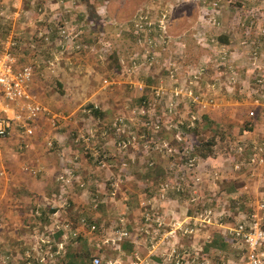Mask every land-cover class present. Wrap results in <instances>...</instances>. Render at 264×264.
Here are the masks:
<instances>
[{
  "label": "rangeland",
  "instance_id": "1",
  "mask_svg": "<svg viewBox=\"0 0 264 264\" xmlns=\"http://www.w3.org/2000/svg\"><path fill=\"white\" fill-rule=\"evenodd\" d=\"M263 8L264 0H0V53L30 68L29 93L43 110L30 138L13 127L0 140V224L14 219L13 237L0 226V264H58L76 238L120 264L134 262L133 254L138 264H247L232 230L251 209V222L264 229ZM201 116L223 133L204 160L192 150L212 135ZM61 140L75 157L67 163L72 182L64 218L46 237L27 223L37 221L34 210L25 217L16 204L24 192L19 164L32 141L52 158ZM253 154L260 159L251 162ZM29 170L28 178L42 174ZM225 183L243 195L242 210L237 193L221 191ZM188 205V220H172ZM64 223L75 235L58 239ZM149 223L161 232L155 236ZM192 224L198 231L184 234ZM124 228L135 240L131 261L113 252ZM216 235L233 244L203 256L202 242Z\"/></svg>",
  "mask_w": 264,
  "mask_h": 264
},
{
  "label": "built area",
  "instance_id": "2",
  "mask_svg": "<svg viewBox=\"0 0 264 264\" xmlns=\"http://www.w3.org/2000/svg\"><path fill=\"white\" fill-rule=\"evenodd\" d=\"M263 31V28H262ZM31 83V70L28 66L16 67L14 58L7 52L0 53V140L5 139L11 133L13 127H18L20 129V135L25 138H30L37 129V121L43 114L41 106L35 101L34 97L29 93V87ZM14 105L18 107V114H13L8 117L4 115V111L8 110L9 106ZM251 116L252 113H249ZM49 145L48 143L46 144ZM264 150V145L257 148L258 153ZM258 157V154H253L251 162ZM260 159V157H258ZM258 161V160H257ZM261 162V160H259ZM35 174L36 172H31ZM70 176V173L67 174ZM0 177H3V170L0 169ZM57 182L63 184L62 186L67 187L70 184V179L65 178L60 175L56 179ZM167 185L163 186L165 189ZM175 191H178V185H175ZM263 205H259L262 208ZM36 216L38 214L34 212ZM209 210H204L203 220L205 224L209 223ZM252 222L248 225L246 230L245 226L242 224H237L232 230V235L235 239H240L246 246V261L247 264H261L262 259H264V252H258L260 247L264 245V229H260L255 217H252ZM206 220V221H205ZM79 223L81 226L84 225V220L80 219ZM60 225L59 221L53 223V228L58 229ZM69 223L62 224V228L69 232L70 235L74 236L75 233L69 226ZM157 226H160L158 223ZM61 227V226H60ZM179 227V226H178ZM94 230V226L89 227V232ZM183 233L186 235L195 234L196 230L194 228H183ZM167 232L165 235H169ZM66 234L62 235L64 238ZM127 237L125 231L118 232V237L116 241H121ZM36 240V236L33 237ZM39 239V238H38ZM42 241V240H39ZM134 262L129 264H138L139 259L136 254H133ZM88 264H120L118 259L102 261L97 257L90 258Z\"/></svg>",
  "mask_w": 264,
  "mask_h": 264
},
{
  "label": "trees",
  "instance_id": "3",
  "mask_svg": "<svg viewBox=\"0 0 264 264\" xmlns=\"http://www.w3.org/2000/svg\"><path fill=\"white\" fill-rule=\"evenodd\" d=\"M263 13H264V8H263ZM222 41H224L223 38L220 39V42L224 43ZM87 107L92 108V106H89V105ZM95 115H99V114H95ZM201 119L203 120L204 124L207 126V129L211 131L212 135L207 137L206 139L199 140V142L196 144L194 148H192V150L195 151V154L199 159L204 160L210 156L211 149L216 142V137L218 136L219 139H223V133L206 116H201ZM146 178L147 180H149V177L146 176ZM223 185L224 186L221 187V191L223 193L228 194V195H234V193H237V196L233 200V202L238 201L239 205L237 209L242 210V202L244 201L243 195L238 193V190L234 184L225 183ZM53 191L56 193L58 197H61V198H63V196L67 194V188H65L64 186L60 187L59 185H56V187L53 188ZM25 197H29V195H26ZM28 203L29 204L32 203V200L29 199ZM42 206L44 209H41V210L38 209V216H35V218L38 217L36 218L37 221H30L28 225L36 226L39 233H41L42 231L41 236L45 234L47 237V235L49 234L47 233L46 230H51L53 228V223L56 220L60 221V218L58 216H56V218H54L55 216L52 217L51 214L54 213V212L51 213L52 209H47V207H45L44 205ZM192 207L193 205H188L187 209L185 210L187 212H185V215H183L182 213L183 207L180 206L176 211H174V214L176 215V217H174L172 220L174 221H181L183 219L188 220L190 217V215L188 216V214H190ZM32 210H35V209L34 207H32V205H30L29 210H28L30 211L29 217H32L33 215ZM102 210H98V211L101 213V217L103 218ZM252 211L253 209L249 210L244 215L248 222L238 221L235 223V225L243 224L247 230L248 226L246 225L248 223L250 224L251 222L249 216L251 215ZM182 215L184 216V218H182L183 217ZM189 223H190V220H189ZM93 226L95 229V224H93ZM260 226H263V225H260ZM192 227H194V229L198 231L197 229L198 227H196L195 224L194 225L192 224ZM148 228L151 230V232L155 233V236L161 232V230L156 229L151 223L148 224ZM201 228H205V226H202L199 229ZM62 231H63L62 234L61 232L56 233V236H58V239L61 235L65 234L66 232L63 228H62ZM124 231H126L127 237L121 240L122 242L118 243L113 248V252H121L124 256L127 255V257L129 258L128 260L131 261L132 254H133L132 252H135L134 251L135 250V240H130V236L128 234L127 229H125ZM165 231L166 229L163 230V232ZM231 244L233 243L230 238H224L222 235H216V236H213V238L208 240L207 242H202L201 247H200V252H202L203 256L210 257V253L215 250L226 252L228 246ZM104 250L106 249L98 245L92 244V243L90 244V242H88L86 239L76 238L74 241H72L71 244H67L64 247L63 252H62L63 253L62 257L57 261V263L58 264H88L90 258L92 257H97L99 259L106 258L105 256L107 255L104 254L105 252ZM245 251H246L245 248H241V252L245 253ZM92 252H96V253L93 254ZM198 264H200V262Z\"/></svg>",
  "mask_w": 264,
  "mask_h": 264
},
{
  "label": "crops",
  "instance_id": "4",
  "mask_svg": "<svg viewBox=\"0 0 264 264\" xmlns=\"http://www.w3.org/2000/svg\"><path fill=\"white\" fill-rule=\"evenodd\" d=\"M0 108H2V105L0 104ZM10 111V109L7 110V116L10 117L11 115V111L10 114H8V112ZM55 137H57V135L55 134ZM62 139V138H61ZM58 141V140H56ZM66 141L62 140L58 143L60 150L58 152L61 153H57V154H53V157H47L44 155H40L38 153V151L35 149V142L32 141L30 148H31V152H27L24 155H21V159L20 162L21 164H19V171L21 172V174L18 175V177L20 178V180H23V184H18L19 185V189H23V191L25 193L19 195L18 197V203H16L17 205H20L23 208V216L26 212L25 217H27V212L29 210L30 204L28 203L29 199L32 200V203L35 205V210L34 212H38V209H44L42 205H44L45 207H47V209H51V216L56 218V216H58L60 219H63L64 217L62 216V204H63V200L61 197H58L56 195V193L52 190V187H50V177L53 176V172L56 171L57 169H59V174H61L62 176H64L65 178H68V180L70 179V183L72 182V174H71V168L67 167V163H72L73 160H75V157L70 156L69 154H67V148H65ZM27 163V164H25ZM57 166V169H55ZM33 167V168H31ZM50 168V169H49ZM25 169V170H24ZM27 169H30L29 172H37L41 171L42 174H39L37 176H33L32 178H28V172L26 171ZM24 170V171H23ZM13 172V171H12ZM18 172V170H17ZM27 172V173H26ZM19 173V172H18ZM70 173V176H67V174ZM35 174V175H36ZM59 174L53 176L55 178V182H52V186L53 184L55 185H59L60 187L63 185L60 182H57L56 179L59 176ZM3 175H5V173L3 172ZM24 175V176H23ZM30 175V174H29ZM23 176V177H22ZM65 187V186H64ZM71 186H67L65 188H68ZM26 195H29V197H25ZM5 201V200H3ZM75 201V200H74ZM10 213V212H9ZM17 229L19 230L18 233H20L21 227L23 225H25L24 222H22V219L20 217V213L17 212ZM23 218L25 220V222H27L26 218ZM10 221L14 220L11 219V217H9ZM7 221V220H6ZM2 220V225L0 224V226L4 227V225H7L6 230L8 231V235H10L11 237H13L14 231L12 233V230L10 229V227L12 226V221H7ZM10 223V224H9ZM29 223V220L28 222ZM28 226H25V228H27ZM3 229V228H2ZM4 230V229H3ZM5 231V230H4ZM17 236L12 239V240H16ZM20 239V237H19ZM10 240V239H9Z\"/></svg>",
  "mask_w": 264,
  "mask_h": 264
}]
</instances>
